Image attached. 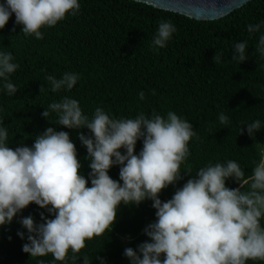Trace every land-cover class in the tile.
I'll list each match as a JSON object with an SVG mask.
<instances>
[{
	"label": "trees",
	"instance_id": "16d2710c",
	"mask_svg": "<svg viewBox=\"0 0 264 264\" xmlns=\"http://www.w3.org/2000/svg\"><path fill=\"white\" fill-rule=\"evenodd\" d=\"M4 2L0 0V4ZM78 3L80 9L75 15L66 13L55 26L40 29L43 39L25 37L14 14L0 29V52L11 53L12 62L19 66L9 75L10 82L18 87L14 95L6 94L5 81L0 78V126L7 128L9 147H31L36 135L48 127L65 131L76 147L80 173L88 179L87 150L78 134L90 136L89 130L57 125L56 113H50L48 120L41 115L50 103L67 96L78 101L89 120L100 107L114 119H134L140 113L150 117L153 112L166 118L171 111L192 124L197 135L188 142L189 155L180 165L182 178L159 193L162 202L210 164L231 160L244 171L245 179L252 174L264 157V56L256 51L259 37L264 35V0H252L211 22L195 21L132 0ZM161 21H171L177 31L166 47L153 51L150 45ZM258 23L262 25L260 31L250 36L247 25ZM242 41L248 44L247 59L238 63L231 60L232 49ZM215 54L221 55L218 63L213 62ZM66 72L78 74L77 83L71 90L53 93L45 77L60 79ZM141 91L144 100L139 99ZM221 113L228 117L227 124L219 122ZM255 120L261 127L250 137L247 125ZM240 128L243 134H239ZM142 147L141 139L134 154H139ZM120 151L123 154L125 150ZM119 167L114 165L108 172L117 181ZM225 186L235 189L240 184L228 178ZM241 190L247 192L250 186L244 185ZM155 211L149 199L138 206L121 203L111 231L86 240L76 264H83L84 256L89 264H101L97 257L104 264H130L124 250H136L141 243L150 242L144 229L155 222ZM41 213L54 218L31 203L10 224L0 225V264H73L71 250L64 262L54 261L51 254L33 258L22 251L28 241L20 220L30 215L39 224L43 222ZM260 223L264 227V218ZM17 232H23L24 239ZM246 264L264 261L248 260Z\"/></svg>",
	"mask_w": 264,
	"mask_h": 264
},
{
	"label": "clouds",
	"instance_id": "9594fccd",
	"mask_svg": "<svg viewBox=\"0 0 264 264\" xmlns=\"http://www.w3.org/2000/svg\"><path fill=\"white\" fill-rule=\"evenodd\" d=\"M79 9L78 0H5L0 4V29L14 14L25 37L43 39L42 27H53L66 13L75 15ZM261 26L249 24L247 32L251 36ZM176 31L171 21H161L151 49L166 47ZM247 47V41L235 43L231 60L245 61ZM256 51L264 56V35H260ZM220 59V54L213 56L215 63ZM12 60L11 53L0 52V78L9 96L18 90L9 80L19 67ZM45 79L55 93L71 90L79 76L66 72L60 79L52 75ZM138 96L145 99L143 91ZM50 113L57 114L59 126L89 130L90 136L79 133L78 139L87 150L90 172L88 179L81 175L76 147L67 132L48 127L36 135L31 147L13 149L7 143V128L0 126V225L10 224L31 203L54 217L46 218L41 213L43 222L39 224L30 215L20 220L27 230L24 253L33 258L51 254L54 261L64 262L71 250V261L76 264L86 240L111 231L121 203L138 206L149 199L156 210L155 222L144 229L150 242L141 243L136 250L125 248L130 264L264 261V227L260 223L264 218V157L246 179L238 163L231 160L200 168L196 178L188 179L171 199L162 202L159 193L182 178L180 165L189 155L188 142L197 135L191 123L171 111L166 118L153 112L150 117L140 113L134 119H114L100 107L89 120L78 101L67 96L50 103L41 115L47 119ZM218 119L221 124L228 123L223 113ZM260 127L259 120L248 124V135L251 137ZM239 134H243L242 128ZM141 139L143 147L134 154ZM120 149L125 150L123 154ZM114 165L120 166L119 181L108 174ZM228 178L239 182L240 187H226ZM244 185L250 190L242 191ZM17 235L24 239L23 232ZM97 259L104 264L102 258ZM83 264H89L87 256Z\"/></svg>",
	"mask_w": 264,
	"mask_h": 264
},
{
	"label": "water",
	"instance_id": "95a60500",
	"mask_svg": "<svg viewBox=\"0 0 264 264\" xmlns=\"http://www.w3.org/2000/svg\"><path fill=\"white\" fill-rule=\"evenodd\" d=\"M137 2V0H132ZM252 0H139L159 10L176 13L195 21H216Z\"/></svg>",
	"mask_w": 264,
	"mask_h": 264
}]
</instances>
